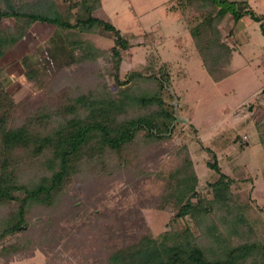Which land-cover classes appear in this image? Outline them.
I'll use <instances>...</instances> for the list:
<instances>
[{"label":"trees","instance_id":"16d2710c","mask_svg":"<svg viewBox=\"0 0 264 264\" xmlns=\"http://www.w3.org/2000/svg\"><path fill=\"white\" fill-rule=\"evenodd\" d=\"M101 7L102 0H37L27 9L14 8L6 1L5 7L0 6V59L31 24L56 28L47 38V57L43 58L47 71L39 61L28 56L21 59L24 78L45 89L46 100L18 113L0 74L3 264L16 257L26 259L38 248L40 240L32 238V232L28 239L19 236L30 228L32 216L40 219L42 235L46 229H56L55 216L67 209L82 210L86 215L89 206L76 204L78 188L83 203L98 190L88 186L100 180V172L121 177L133 186L145 176L147 166L142 158L146 151L170 139L175 116L163 97L170 85L168 74L130 70L120 79V63L134 44L114 25L93 14ZM168 9L175 11L173 16L188 31L215 82L232 71L228 66L233 47L222 33L223 19L230 14L235 22L245 15L263 20L246 1L177 0ZM6 19L12 22L10 27L2 26ZM260 28L264 35L262 23ZM75 31L106 35L113 45L99 48L77 38ZM148 33L144 40L152 43ZM109 74L114 76L116 90L107 80ZM205 150L212 157L207 167L217 174L207 183L209 190L198 192V177L182 147V164L168 172L153 204L154 209L168 212L167 228L154 236L145 223L139 224V230H144L121 247L110 249L103 255V264H264V203L253 204L249 197L252 187L247 192L250 202L240 203L232 186L236 183L238 189L247 188L252 183L248 175L241 166H220L214 150ZM186 217L197 227V234L189 226L178 225V220ZM77 229L79 233L70 236L87 249L100 246L98 231L90 224L84 222ZM65 233L69 235V231ZM8 238L15 239L10 242Z\"/></svg>","mask_w":264,"mask_h":264},{"label":"rangeland","instance_id":"374dc122","mask_svg":"<svg viewBox=\"0 0 264 264\" xmlns=\"http://www.w3.org/2000/svg\"><path fill=\"white\" fill-rule=\"evenodd\" d=\"M6 1L14 8L27 9L37 0H0V6L5 7ZM175 1L102 0V7L93 12L118 28L134 44L120 63V79L130 70L153 69L157 74L160 71L168 74L170 85L163 97L175 116L168 133L170 139L153 144L146 151L142 158L147 166L143 171L145 176L133 186L127 185L121 177L100 172V180L91 181L88 186L90 190H98L83 203L79 198L83 192L78 188L76 204L89 206L86 215H82V210L67 209L61 216H55L56 229H46L42 235L38 231L40 219L32 216L30 228L19 236L28 239L32 232L31 237L40 240L38 248L30 257H16L10 264H46L48 261L50 264H103V255L110 249L121 247L144 230H139V224L145 223L154 236L159 235L167 228L169 214L154 209L153 204L166 184L168 172L182 164L183 153L179 152L182 147L191 158L199 193L209 190L207 183L217 178L207 167V162L212 161L205 150L209 147L214 150L220 166H241L251 180L247 188L238 189L237 184H233L238 201L247 203L252 198L253 204L264 203V35L260 28V23L264 25V0H229L248 2L250 9L257 16H263V20L260 22L245 15L235 22L230 14L223 19L222 33L233 47L228 66L232 71L217 82L204 67L188 31L173 16L175 11L168 9ZM11 25L7 19L2 23V26ZM55 29L54 25L46 23L31 24L24 36L0 59L1 79L20 114L47 98L45 89L26 81L21 59L28 56L39 61L41 68L47 71L43 58L47 57V38ZM147 32L152 43L144 40ZM74 35L102 49L113 45L112 38L106 35L77 31ZM106 66L111 67L109 63ZM107 80L116 90L114 76L107 75ZM250 187L253 189L249 198ZM84 222L98 231L99 247L87 249L76 237L70 236L73 232L79 233L77 228ZM178 225L189 226L198 233L188 217L179 219ZM65 231H69V235L66 236ZM41 249L47 252V257ZM0 264H3L1 259Z\"/></svg>","mask_w":264,"mask_h":264},{"label":"built area","instance_id":"2783aa9c","mask_svg":"<svg viewBox=\"0 0 264 264\" xmlns=\"http://www.w3.org/2000/svg\"><path fill=\"white\" fill-rule=\"evenodd\" d=\"M245 139V138H244Z\"/></svg>","mask_w":264,"mask_h":264},{"label":"crops","instance_id":"0c3cea01","mask_svg":"<svg viewBox=\"0 0 264 264\" xmlns=\"http://www.w3.org/2000/svg\"><path fill=\"white\" fill-rule=\"evenodd\" d=\"M229 76V75H228Z\"/></svg>","mask_w":264,"mask_h":264}]
</instances>
